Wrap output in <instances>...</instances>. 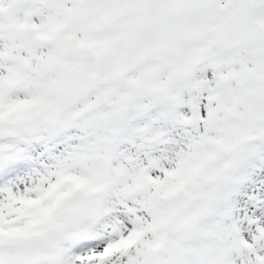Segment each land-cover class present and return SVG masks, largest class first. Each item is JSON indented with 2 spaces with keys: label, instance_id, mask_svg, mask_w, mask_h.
<instances>
[{
  "label": "snow or ice",
  "instance_id": "snow-or-ice-1",
  "mask_svg": "<svg viewBox=\"0 0 264 264\" xmlns=\"http://www.w3.org/2000/svg\"><path fill=\"white\" fill-rule=\"evenodd\" d=\"M0 264H264V0H0Z\"/></svg>",
  "mask_w": 264,
  "mask_h": 264
}]
</instances>
